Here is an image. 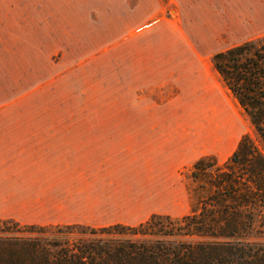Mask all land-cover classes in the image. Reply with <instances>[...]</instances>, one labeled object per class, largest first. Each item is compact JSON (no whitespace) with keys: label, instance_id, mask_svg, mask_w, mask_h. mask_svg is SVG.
I'll use <instances>...</instances> for the list:
<instances>
[{"label":"rangeland","instance_id":"obj_1","mask_svg":"<svg viewBox=\"0 0 264 264\" xmlns=\"http://www.w3.org/2000/svg\"><path fill=\"white\" fill-rule=\"evenodd\" d=\"M263 36L264 0H0V122L160 129L148 220L179 219L199 159L223 165L245 135L262 147L212 58ZM192 45L205 72H170Z\"/></svg>","mask_w":264,"mask_h":264},{"label":"trees","instance_id":"obj_2","mask_svg":"<svg viewBox=\"0 0 264 264\" xmlns=\"http://www.w3.org/2000/svg\"><path fill=\"white\" fill-rule=\"evenodd\" d=\"M212 65L262 147L245 135L223 165L199 159L186 177L190 212L179 219L106 228L0 220V264H264V36ZM194 238L203 241H182Z\"/></svg>","mask_w":264,"mask_h":264},{"label":"crops","instance_id":"obj_3","mask_svg":"<svg viewBox=\"0 0 264 264\" xmlns=\"http://www.w3.org/2000/svg\"><path fill=\"white\" fill-rule=\"evenodd\" d=\"M186 50L195 58L170 64V72L200 76L199 48ZM159 131L129 123L0 122V220L91 228L144 223L160 194L151 165L152 144L164 139Z\"/></svg>","mask_w":264,"mask_h":264}]
</instances>
